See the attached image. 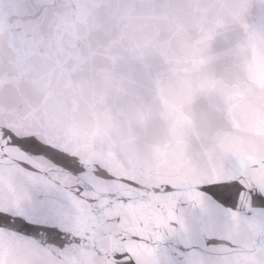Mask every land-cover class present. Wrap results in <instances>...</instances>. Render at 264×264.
Listing matches in <instances>:
<instances>
[{"label":"snow or ice","instance_id":"snow-or-ice-1","mask_svg":"<svg viewBox=\"0 0 264 264\" xmlns=\"http://www.w3.org/2000/svg\"><path fill=\"white\" fill-rule=\"evenodd\" d=\"M233 25L244 39L214 53ZM195 31L161 90L164 124L129 111L125 145L108 128L70 150L55 128L20 125L29 102L0 99V264H264V0H224ZM25 79L0 78V92ZM241 229L247 256L223 235Z\"/></svg>","mask_w":264,"mask_h":264}]
</instances>
